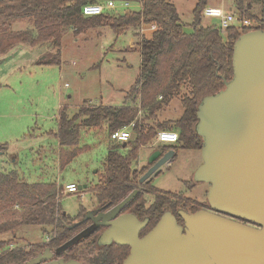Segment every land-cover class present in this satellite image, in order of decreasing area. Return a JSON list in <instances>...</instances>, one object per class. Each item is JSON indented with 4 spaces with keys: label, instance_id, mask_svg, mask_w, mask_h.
<instances>
[{
    "label": "trees",
    "instance_id": "trees-1",
    "mask_svg": "<svg viewBox=\"0 0 264 264\" xmlns=\"http://www.w3.org/2000/svg\"><path fill=\"white\" fill-rule=\"evenodd\" d=\"M99 1L107 0H0L1 23L32 17L37 22L36 27L39 32L44 27V31L47 32L38 37H34L30 31L2 34L0 57L17 44L33 47L42 40L54 37L53 46L57 50L56 56L53 59H44L39 65L59 64L62 33H56L54 26L63 30L73 28L75 36L91 28L104 26L111 28L116 35L132 28H139L142 24L156 26V30L149 39L143 37L137 44L140 54L139 75L130 87L132 100L135 101L137 97H140L144 104L149 102L148 114L144 120H136L137 111L132 106L90 105L87 101H83L72 117H68L66 109L61 108L56 131L48 134L57 139L62 153L66 150L71 151L72 159L78 150L81 128L101 130L103 125H106L108 134H111L131 125L130 132L134 138L108 149L103 171L98 175L97 184L91 188L98 207L107 210L137 189V182L148 167L137 171L132 167V163L136 161L140 148L149 144L159 131L172 130L179 135L176 145H161L159 152L162 154L170 150L175 154L179 150H201L202 141L195 132L198 103L203 96L221 90L223 81H229L232 78L233 44L238 37L253 30H264V0H256V3L261 6L258 16L252 15L247 10L249 5L244 6L242 0H236L238 16L253 20L257 27L251 30L231 26L223 31L224 33L217 28L204 27L201 24L206 0H196L192 12L191 33L184 32V25L175 6L166 0H116L141 5L139 11L128 12L122 16L119 14L117 18L107 15L85 18L81 15L84 5ZM183 50L185 52L168 82L163 83L162 78L167 74L166 69H169V60ZM156 95L161 98L159 101H153L152 97ZM175 98L179 99L182 115L175 120L174 129H167L169 123L156 122L157 113ZM79 119L82 120L77 124ZM148 120L156 125L148 124L145 127L144 123ZM3 149L0 147V150ZM144 187L145 189L138 191L124 209L125 213L133 214L140 221L148 219V225L143 234L157 223L165 211H170L181 223L177 215L179 210L191 209L194 212L200 207L199 202L182 194L163 192L154 188L151 180L144 183ZM144 195L154 197L153 203L148 207L145 206ZM59 198L54 184H29L18 180L15 172L0 175V211L14 205L28 207L22 222L0 225V238L13 234L21 225L37 226L44 234L47 235L49 232L53 235L49 243L30 244L27 249L15 247L3 250L13 243L0 239V264H25L47 248L56 249L69 240L79 228L86 226L85 223L73 229L68 228L76 220L68 223L71 218L65 214L58 215ZM85 212L81 209V216ZM100 232L101 230L96 231L58 257L65 261L77 260V252L83 244H88L96 252L95 255L87 258L88 264H123L129 249L117 245L98 247L97 239Z\"/></svg>",
    "mask_w": 264,
    "mask_h": 264
},
{
    "label": "rangeland",
    "instance_id": "rangeland-1",
    "mask_svg": "<svg viewBox=\"0 0 264 264\" xmlns=\"http://www.w3.org/2000/svg\"><path fill=\"white\" fill-rule=\"evenodd\" d=\"M174 4L179 18L184 25V32L191 33L193 10L196 0H166ZM100 2V1H99ZM206 6L229 12L233 0H206ZM244 6H251L252 12L258 16L261 6L256 0H242ZM105 12L104 15L117 18L120 13L135 11L137 5L124 9L122 5ZM123 11V12H120ZM212 19L201 18V24L208 27ZM58 23V22H57ZM37 22L32 17L0 22V37L4 33L30 31L34 37L44 35L45 27L39 32ZM206 25V26H205ZM218 23L210 28H217ZM61 34L59 64L39 65L44 59H53L57 50L53 46V38L42 40L33 47L22 44L15 45L8 53L0 57V175L15 172L17 179L29 184L53 183L57 189L60 214L79 222L86 212L97 208V199L91 188L97 184L98 175L103 171V163L109 148L119 145L109 140L106 125L101 130L81 128L78 150L75 158L69 163L70 150L61 152L59 157L57 139L48 135L55 132L61 108L66 109L68 117H72L83 101L90 105H122L136 109V120L142 121L148 114V103L144 104L140 97L132 100L130 87L139 75L140 54L137 44L141 38L149 39L141 34L139 28H132L116 35L109 27L91 28L75 36L73 28H57ZM63 31V32H62ZM51 32V31H50ZM148 32H144L146 34ZM222 33H224L222 31ZM185 50L177 52L169 60V69L163 76L167 83L170 75L178 65ZM124 97V98H123ZM153 101L161 98L157 95ZM182 109L179 99L172 100L167 107L157 113L156 122L169 123L167 129H174L175 120L179 119ZM82 119L76 123L79 124ZM156 124L148 120L144 126ZM161 145L154 139L140 148L132 167L141 170L150 167L153 152H159ZM74 151V150H73ZM200 151L179 150L168 166L162 167L146 182L163 192L182 194L200 203L206 202L207 185L193 181L194 171L201 165ZM144 182V183H146ZM144 183L137 182L138 191L145 189ZM67 184L86 186L77 194H65ZM145 206H150L154 197L144 195ZM81 209L85 214L81 216ZM26 206H10L0 211V225L4 223L22 222L27 213ZM50 229V228H49ZM49 229L47 231H49ZM79 228V230H82ZM76 232V233H77ZM75 233V234H76ZM74 234V235H75ZM52 233L44 234L37 226L21 225L13 234L1 240L13 244L5 249L20 247L27 249L30 244L49 243ZM53 251L54 248H51ZM1 253V251H0ZM96 252L83 244L76 257L82 264H88L87 258ZM29 261V260H28Z\"/></svg>",
    "mask_w": 264,
    "mask_h": 264
},
{
    "label": "water",
    "instance_id": "water-1",
    "mask_svg": "<svg viewBox=\"0 0 264 264\" xmlns=\"http://www.w3.org/2000/svg\"><path fill=\"white\" fill-rule=\"evenodd\" d=\"M232 68L233 76L223 81V88L203 96L198 103L195 132L202 141V163L194 171L193 181L209 185L206 202L212 210L255 223L261 229L208 211L189 214L181 210L178 216L183 227L166 211L139 237L148 219L140 221L133 214H121L138 194L135 189L104 212H86L68 228L87 221L90 225L25 264H82L54 258L99 228L106 229L97 239L98 247L114 243L129 248L123 264H264V30L238 37L233 44ZM174 156L172 150L156 152L138 183L170 165Z\"/></svg>",
    "mask_w": 264,
    "mask_h": 264
},
{
    "label": "built area",
    "instance_id": "built-area-1",
    "mask_svg": "<svg viewBox=\"0 0 264 264\" xmlns=\"http://www.w3.org/2000/svg\"><path fill=\"white\" fill-rule=\"evenodd\" d=\"M117 5H122L124 9H130V2L126 1H116V0H107L100 1L93 4H86L81 9V15L85 18L93 17L98 15H104L105 12L118 7ZM137 7L141 9V5L137 3ZM121 12V11H120ZM123 12V11H122ZM204 18L212 19L218 21L216 26L218 30L225 31L231 26L238 27L240 29H254L257 27V24L247 18V17H237L233 13H224L221 9L206 7L202 13ZM141 34L144 36V32L153 33L156 30L155 25H144L142 24L139 27ZM131 125L120 130H117L109 135V140L113 143L122 144L126 143L131 139L130 132ZM156 144L159 145H176L179 141V135L177 132L172 130H162L159 131L154 138ZM65 194H77L80 190L75 184H67L63 189Z\"/></svg>",
    "mask_w": 264,
    "mask_h": 264
},
{
    "label": "flooded vegetation",
    "instance_id": "flooded-vegetation-1",
    "mask_svg": "<svg viewBox=\"0 0 264 264\" xmlns=\"http://www.w3.org/2000/svg\"><path fill=\"white\" fill-rule=\"evenodd\" d=\"M207 187L209 188V185H207ZM207 188V189H208ZM207 192V191H206ZM205 198H206V196H205ZM198 202V201H197ZM200 203V202H199ZM94 210H96V211H98V212H100V211H106V210H103V209H101V208H99L98 206H97V208L96 209H94ZM200 210H203V211H208V212H210V213H213V214H215V215H218V216H220V217H224V218H226V219H228V220H230V221H233V222H236V223H239V224H242V225H244V226H248V227H252V228H254V229H261V227L259 226V225H257V224H255V223H252V222H249V221H246V220H243V219H239V218H236V217H233V216H229V215H226V214H223V213H219V212H216V211H214V210H212L210 207H209V205H208V203L207 202H205V203H200V207H199V209L198 210H196V211H194V212H192V210L191 209H187V211H185V212H187V213H189V214H194V213H196V212H198V211H200ZM179 211H181V210H179ZM178 211V212H179ZM182 211H184V210H182ZM166 212V211H165ZM170 212V211H169ZM178 212H177V215H178ZM171 213V212H170ZM121 214H129V213H125L124 212V210L121 212ZM172 214V213H171ZM173 215V214H172ZM174 216V215H173ZM176 218V217H175ZM145 219H147V218H145ZM181 219V218H180ZM144 220V219H143ZM176 220H177V218H176ZM81 221V220H80ZM86 223V226H88V225H90L91 224V222L90 221H87V222H85ZM85 223H83V224H85ZM177 223L180 225V226H182L183 227V225H184V223H183V221L181 220V223H179L178 222V220H177ZM74 224V223H73ZM72 224V225H73ZM82 225V224H81ZM85 226V227H86ZM79 227V226H78ZM85 227H83V228H85ZM106 228H99V229H97V231L98 230H101V232H100V234L105 230ZM146 229V228H145ZM144 229V230H145ZM144 230L143 231H141L140 233H139V237H142L143 235H145V234H143V232H144ZM80 231V230H79ZM112 245H116V244H114V243H111L110 245H108V246H112ZM108 246H104V247H108ZM123 247H126V246H123ZM128 248V247H127ZM129 249V248H128ZM129 254V253H128ZM59 257L57 256V257H55L54 259H58Z\"/></svg>",
    "mask_w": 264,
    "mask_h": 264
},
{
    "label": "crops",
    "instance_id": "crops-1",
    "mask_svg": "<svg viewBox=\"0 0 264 264\" xmlns=\"http://www.w3.org/2000/svg\"><path fill=\"white\" fill-rule=\"evenodd\" d=\"M207 3V2H206ZM130 5L131 6H133V5H137V3H135V2H130ZM174 5V4H173ZM233 6H235V8L237 9V6H236V0H233ZM206 7H212V6H206ZM176 8V7H175ZM212 8H214V7H212ZM216 8V7H215ZM219 9V8H218ZM140 10V8L139 7H137V9L135 10V11H139ZM177 10V9H176ZM222 10V9H221ZM247 10L252 14V15H255L253 12H252V9H251V6H247ZM231 12H234V10H233V8H229V12L228 13H231ZM260 12V11H259ZM178 13V12H177ZM236 13H237V10H236ZM238 14V13H237ZM179 16V15H178ZM256 16V15H255ZM239 17V16H238ZM243 17H245V16H243ZM214 21H216V20H214ZM216 23H218V21L216 22ZM216 23H211V24H209L208 26H214V24H216ZM206 26V25H205ZM146 35H149V36H151V33H147ZM146 35H145V37H146ZM124 98V97H123ZM108 106V105H107ZM120 106H123L122 105V102H121V104L120 105H116V106H114V107H120ZM182 115V114H181ZM57 144H58V141H57ZM58 153H59V157H60V155H61V147L59 146V144H58ZM71 152V151H70ZM156 152H153V154L152 155H154ZM77 156V155H76ZM76 156H74L72 159H74ZM175 156H176V154H175ZM175 156H174V158H175ZM72 159H70V160H68V162L67 163H69ZM49 184H53V183H49ZM57 187V186H56ZM58 188V187H57Z\"/></svg>",
    "mask_w": 264,
    "mask_h": 264
},
{
    "label": "bare ground",
    "instance_id": "bare-ground-1",
    "mask_svg": "<svg viewBox=\"0 0 264 264\" xmlns=\"http://www.w3.org/2000/svg\"><path fill=\"white\" fill-rule=\"evenodd\" d=\"M131 10V9H130ZM122 12V11H121ZM203 13V12H202ZM120 14H124V13H120ZM202 17H203V15H202ZM238 17V16H237ZM204 18V17H203ZM256 28V27H255ZM252 30V29H251Z\"/></svg>",
    "mask_w": 264,
    "mask_h": 264
}]
</instances>
